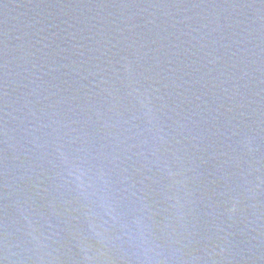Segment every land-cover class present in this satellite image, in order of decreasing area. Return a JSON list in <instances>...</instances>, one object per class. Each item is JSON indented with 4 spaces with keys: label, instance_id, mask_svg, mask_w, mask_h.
Listing matches in <instances>:
<instances>
[{
    "label": "water",
    "instance_id": "95a60500",
    "mask_svg": "<svg viewBox=\"0 0 264 264\" xmlns=\"http://www.w3.org/2000/svg\"><path fill=\"white\" fill-rule=\"evenodd\" d=\"M0 264H264V0H0Z\"/></svg>",
    "mask_w": 264,
    "mask_h": 264
}]
</instances>
